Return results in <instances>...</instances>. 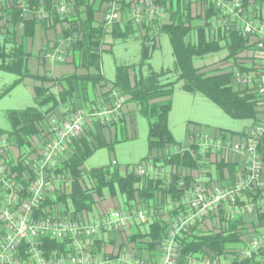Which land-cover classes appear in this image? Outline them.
I'll return each mask as SVG.
<instances>
[{
	"label": "built area",
	"instance_id": "1",
	"mask_svg": "<svg viewBox=\"0 0 264 264\" xmlns=\"http://www.w3.org/2000/svg\"><path fill=\"white\" fill-rule=\"evenodd\" d=\"M100 1L106 27L123 16L135 25L156 21L164 24L180 6L203 18L211 10L215 14L210 23L216 32H238L247 40V48L237 58H227V54L222 66L234 70L236 86L255 87L264 109V0ZM4 7L19 11L17 29L23 30L27 19L43 22L52 20L54 14L68 15L73 11V1L42 0L38 6L34 0H0V8ZM157 40L158 35L146 43L154 46ZM65 54L66 50L61 49L55 56L64 60ZM239 65L248 71H241ZM111 94L112 105L80 107L59 121L52 120L46 132L25 151L0 133V264H264V161L258 149L264 135V115L249 129L248 138L215 143V147L244 156L231 183L196 176L180 200L149 209L126 206L106 210L94 218L46 214L47 201L70 186L64 163L73 140L88 126H110L121 117L126 97L118 89ZM128 170L143 178L160 177L167 182L171 178L165 166H156L150 160L131 165ZM156 212L171 217L154 248H141L146 246L141 239L129 242L131 228L149 226ZM242 218L247 230H230L237 239L223 251L205 248L203 252H184L183 240H191L193 233L205 229L203 234H210L225 226L229 229ZM211 220L216 226H207ZM113 235L120 242L112 243ZM48 240L57 241L64 249L50 248Z\"/></svg>",
	"mask_w": 264,
	"mask_h": 264
},
{
	"label": "trees",
	"instance_id": "2",
	"mask_svg": "<svg viewBox=\"0 0 264 264\" xmlns=\"http://www.w3.org/2000/svg\"><path fill=\"white\" fill-rule=\"evenodd\" d=\"M41 1L34 0V4L39 6ZM51 1L43 0V3ZM72 1L73 11L68 15L54 14L52 20L43 22L27 19L22 31V42L17 41L19 33L17 24L21 19L19 11L13 8H0V70L17 76L11 85L4 88L0 98L26 78L31 77L40 81V85L34 87L35 106L9 110L11 128L9 130L0 128V133L7 135L14 146L25 151L32 147L35 138L46 132L52 120L59 121L87 105H91L93 109L100 108L97 100L91 98L92 90L104 88L100 104H106L112 90L118 89L136 102L140 112L148 118L150 156L156 166L170 169L171 178L170 182L160 177L143 178L135 172H129V166L126 167L124 174L113 164L109 167H95L85 175L83 166L86 159L99 148L112 147L114 141L108 140L109 129L122 119L110 126L101 124L88 126L79 138L73 140L69 149L70 155L64 163L65 171L71 180L70 186L47 201L46 214L70 213L75 218L88 216L95 210L106 192L111 195L120 192L125 197L127 206L142 205L146 209L154 204L157 206L178 201L194 180L193 176L180 171L181 167L189 164L202 168L214 165V172L206 171L208 179L214 181H221L223 170L228 167L230 183L233 182L236 171L232 164L223 160L206 162L196 144H192L193 153L171 151V147L177 144L169 126L172 99L162 102L153 100L173 94L175 82L168 81V75L175 71L178 74L177 81L182 82L184 90L204 94L233 118L250 120L249 126L236 132L248 138L249 129L261 121L264 115L263 104L255 87L236 86L232 68L214 65L198 67L195 64L196 59L222 50H227V58H237L238 54L247 48V40L238 32H216L210 23L215 14L211 10H208L203 18L202 15L194 16L188 7L182 9L180 6L178 10L170 13L169 20L164 24L156 21L155 24L144 22L135 25L123 16L111 27H106L102 19H96V13L102 11L100 0ZM194 19H199V23L193 24ZM38 24L47 28L57 24L62 26V37L69 44L67 57L70 59L67 61L74 65V72L61 77L31 73L29 59L32 53L28 51L25 40L35 35ZM134 32L140 33L142 44L139 70H136L135 66L118 65L116 78L108 80L102 72L106 37L110 34L113 38L127 39ZM160 33H167L170 37L175 57L174 70L155 71L149 63L157 45L149 46L146 42ZM239 68L241 71H248L243 66L239 65ZM45 82H53V86H59L60 89L53 91L52 86L45 85ZM258 149L264 161V135ZM18 167L21 169L22 165ZM162 214L158 212L152 214V222L146 232L133 233L129 237V242L137 243L138 239H141L140 243H146V246L141 248H154L168 225ZM237 226V223H233L229 229L210 234L193 233L191 240H183L184 252H203L205 248L221 252L229 242L237 239L236 234L230 231ZM46 243L50 248L64 249V245L60 246L55 240H48Z\"/></svg>",
	"mask_w": 264,
	"mask_h": 264
},
{
	"label": "rangeland",
	"instance_id": "3",
	"mask_svg": "<svg viewBox=\"0 0 264 264\" xmlns=\"http://www.w3.org/2000/svg\"><path fill=\"white\" fill-rule=\"evenodd\" d=\"M102 17V11L96 13V19L101 20ZM197 23L199 19H194L193 24ZM139 35V32H134L127 39L113 38L112 35L106 37L105 51L102 55V72L107 79L116 78L118 65L135 66L136 70H139L142 50ZM210 59L212 60L211 57L198 59L197 64L202 65ZM149 63L155 71L174 70V51L167 33H160L158 36L157 47L153 50ZM143 70L146 71V68ZM16 78L15 74L0 70V94ZM177 78L178 74L175 71L168 75V81L175 82L169 126L178 145H185L190 134L198 135L207 131H210L211 135L222 134L225 138L235 139L236 132L251 124L250 120L231 117L204 94L184 90L182 82L177 81ZM35 104L34 94L28 85L25 82L16 85L0 98V128L3 130L11 128L9 110L23 109ZM115 126L117 134L110 131L108 133V140L114 141V144L112 147L97 149L86 159L83 166L86 174L95 167L111 166L113 160L118 161V168H124L139 164L150 157L149 120L139 109L129 112L126 121H120ZM113 127L114 125L111 126ZM184 167L194 168L195 166L189 164ZM102 200L100 199L101 202ZM125 201V197L118 192L114 199L106 200L102 204L98 203L96 212L103 214L106 210L126 208ZM90 218H94L93 213Z\"/></svg>",
	"mask_w": 264,
	"mask_h": 264
},
{
	"label": "crops",
	"instance_id": "4",
	"mask_svg": "<svg viewBox=\"0 0 264 264\" xmlns=\"http://www.w3.org/2000/svg\"><path fill=\"white\" fill-rule=\"evenodd\" d=\"M192 14L194 16H197V13H192ZM0 15H1V13H0ZM17 30L19 31L18 36H17V41L22 42L23 41V36H22L23 30H21V29H17ZM25 43H26V47H27L28 51H30L32 53V55L30 56V59H29V68H30L32 74H40V75L47 74L49 77H61L62 75L70 74V73L75 71L74 65L67 61L70 59V57H67L68 56V50L67 49H68L69 44H68V41L62 37V26L60 24H57L56 26H52L50 28H47L44 25L38 24L36 29H35V35L33 37L26 39ZM61 49L66 50V54L64 55V60H59L57 58V56H55V54H58L59 51H61ZM227 54H228L227 50H222V51L217 52L215 54L206 55L205 58L211 57L212 60L210 59L209 62H205L204 63L205 65L204 64L198 65L197 64L198 59H196L195 64L198 67H203V66H208V65L213 66L214 65V66H219V67L223 68L222 62L225 61ZM205 58H199V59H205ZM131 73H132V71H131ZM23 82H25V84L28 85V87L30 88V90L33 92V94L35 96L34 87L36 85H40V81L37 79L29 77V78L24 79ZM45 85L52 86L53 91H58L60 89L59 86H53V82H45ZM103 92H105L104 88H96L94 91L93 90L91 91V98L97 100V102L99 103V105H98L99 107H102L104 105H112L114 102V98L112 97L111 93L109 95V101L106 102V104L105 103L100 104V102H101L100 100L103 99L101 97V94ZM125 97H126V102H125L124 107H123L122 115H121V117L116 119L115 122H117L121 119H122L121 121H126L128 113L138 109L136 102H134L128 95H125ZM169 99H172V94L169 96H163V97L156 98L153 101L154 102H162V101H167ZM85 108L93 109L91 107V105L90 106L87 105ZM94 109H99V108H94ZM116 129H117L116 126H114L113 128L109 129V131H110V133L115 132V134H117ZM235 137H236L235 139H230V138H225L224 136H222V134L221 135L220 134L211 135L210 131H207L205 133L198 134V135L190 134L188 141L185 145L176 144V145L171 147V151L172 152H180V153H184V152L193 153L192 152L193 151L192 144H196L200 148L201 154L203 155L202 158L205 159L206 162H213L214 163V162L223 160V161H225V163L232 164L234 170L236 171L234 174V178L236 179L237 172L241 168L242 163L244 161V156L242 154L235 153V152L231 151L230 149H226L224 147H215V143L220 139H225V140H229L232 142H237L241 139H244V137L242 135H238V134L235 135ZM205 147H206V149H205ZM207 147L208 148L210 147V149H208ZM204 151L206 152L205 154H204ZM146 160H150V161L154 162L153 158L151 156ZM143 161H145V160H143ZM116 165L118 166V161H117ZM134 165H138V164H134ZM120 169H121L122 173L126 174V167L120 168ZM166 169H167V171L170 172L169 168H166ZM228 169H229L228 167H225L223 170V175L222 176L220 175L221 176V178H220L221 182L230 183L231 176H230ZM207 170H212L214 172V165L210 166V168H202V166H199V165L195 166L194 168H189V167L185 168L184 166L180 168V171L185 175H191L193 177L202 176L204 178H208V175L206 173ZM84 174L86 175L85 170H84ZM263 180H264V169H263ZM116 195H111L110 193L106 192L105 196L103 197L102 202L99 200L98 203L102 204L106 200L114 199L116 197ZM97 206H96L95 210L93 212H91V213H93L94 217L100 215L98 211L96 212ZM154 206H155V204H154ZM154 206H151V207H154ZM91 213H89V216L91 215ZM162 217H164L166 219V221L169 222L171 215L162 214ZM244 220L245 219L242 218V219H238L237 221L233 222V223L238 224L236 229H243L241 232L247 230V229H245V221ZM211 221H208L207 226L208 227H211L213 225L216 226V224H214V221H212V222ZM262 224H264V220L262 221ZM147 228H148V225L140 226V228L134 227V228H131L130 233L132 235L133 233H136V232H146ZM225 228H227V227L225 226ZM225 228H223V229H225ZM204 230L201 229L199 234H203ZM113 238L115 240H113ZM110 239H111L112 243L113 242H120V238L116 235L110 236ZM117 240H119V241H117ZM234 241H232V242H234ZM232 242H229L228 245L231 244ZM131 243H133V242H131ZM142 248H144V247H142Z\"/></svg>",
	"mask_w": 264,
	"mask_h": 264
}]
</instances>
